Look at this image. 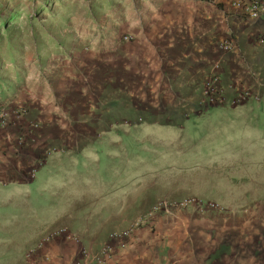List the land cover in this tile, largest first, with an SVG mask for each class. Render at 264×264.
I'll list each match as a JSON object with an SVG mask.
<instances>
[{"label":"crops","instance_id":"obj_1","mask_svg":"<svg viewBox=\"0 0 264 264\" xmlns=\"http://www.w3.org/2000/svg\"><path fill=\"white\" fill-rule=\"evenodd\" d=\"M218 7L224 12L206 34L201 31L202 45L171 53L163 72L154 73L152 63L128 66L125 97L137 101L136 109H144L139 114L151 122L29 129L9 116L10 123L0 125V264H264V219L220 215L264 212L263 203H237L242 194L209 209L193 200L200 198L193 183L163 177L155 168L160 154H147L156 146L170 148L164 132H185L190 118L210 109L242 115L245 107H232L241 100L238 90L264 81V44L258 42L264 13L250 21L240 9ZM226 33L235 42L228 54L220 42L209 44ZM215 75L222 88L218 107L204 94ZM147 100L161 103L148 113L141 105ZM162 155L177 161L174 150ZM126 231L131 235L124 238Z\"/></svg>","mask_w":264,"mask_h":264},{"label":"rangeland","instance_id":"obj_2","mask_svg":"<svg viewBox=\"0 0 264 264\" xmlns=\"http://www.w3.org/2000/svg\"><path fill=\"white\" fill-rule=\"evenodd\" d=\"M224 3L0 0V101H7L12 124L29 129L39 124L151 122L148 114H139L144 109H136L137 101L125 97L128 66L152 63L157 67L154 73L163 72L171 53L180 48L192 52L202 45L205 36L199 34L217 24L224 12L218 5ZM230 37L234 36L226 33L209 44L215 47ZM201 90L195 103L202 99ZM245 91L259 100L241 97L233 102L234 108L245 107L242 115L210 109L190 118L185 132H164L177 161L164 160L169 155H162L165 147L147 153L160 154L155 168L163 177L177 175L193 183V191L200 195L193 200L209 209L235 202L242 194L245 199L237 203L264 204V81L238 90L240 95ZM156 102L161 103L147 100L141 105L153 113L151 104ZM21 110L24 116L16 119ZM25 141L22 133L18 146ZM252 214L264 219V212L220 213L235 218Z\"/></svg>","mask_w":264,"mask_h":264},{"label":"built area","instance_id":"obj_3","mask_svg":"<svg viewBox=\"0 0 264 264\" xmlns=\"http://www.w3.org/2000/svg\"><path fill=\"white\" fill-rule=\"evenodd\" d=\"M227 4L233 8L240 9L241 16L250 21L258 20L262 13H264V0H226ZM258 42L264 44V34L258 37ZM220 48L225 53H230L235 48V42L232 37L224 39L220 43ZM222 88L218 76L211 77L205 84L204 94L208 99L210 105L217 104L221 99ZM241 97L245 99H251L253 101H258V98H254L250 95L248 91L242 93ZM6 101H0V125L5 126L9 121V115L7 111ZM23 112L18 111L15 115L16 119H21L23 117ZM215 205H211L210 208H215ZM131 233L129 231L123 232L122 237H129ZM111 258V255L107 254L106 258ZM99 264H106V261H101Z\"/></svg>","mask_w":264,"mask_h":264},{"label":"trees","instance_id":"obj_4","mask_svg":"<svg viewBox=\"0 0 264 264\" xmlns=\"http://www.w3.org/2000/svg\"><path fill=\"white\" fill-rule=\"evenodd\" d=\"M196 1H202V2L214 3V0H196ZM218 6H220V5H218Z\"/></svg>","mask_w":264,"mask_h":264}]
</instances>
